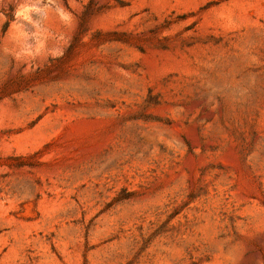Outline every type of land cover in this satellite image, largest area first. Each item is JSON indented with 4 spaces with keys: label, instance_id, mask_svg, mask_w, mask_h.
Listing matches in <instances>:
<instances>
[{
    "label": "rangeland",
    "instance_id": "rangeland-1",
    "mask_svg": "<svg viewBox=\"0 0 264 264\" xmlns=\"http://www.w3.org/2000/svg\"><path fill=\"white\" fill-rule=\"evenodd\" d=\"M0 264H264V0H0Z\"/></svg>",
    "mask_w": 264,
    "mask_h": 264
}]
</instances>
